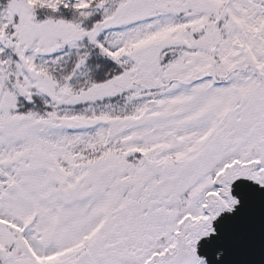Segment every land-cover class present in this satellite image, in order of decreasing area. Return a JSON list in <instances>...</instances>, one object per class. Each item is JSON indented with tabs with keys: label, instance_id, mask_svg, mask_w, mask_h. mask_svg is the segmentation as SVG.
<instances>
[{
	"label": "snow or ice",
	"instance_id": "snow-or-ice-1",
	"mask_svg": "<svg viewBox=\"0 0 264 264\" xmlns=\"http://www.w3.org/2000/svg\"><path fill=\"white\" fill-rule=\"evenodd\" d=\"M0 264H264V0H0Z\"/></svg>",
	"mask_w": 264,
	"mask_h": 264
}]
</instances>
